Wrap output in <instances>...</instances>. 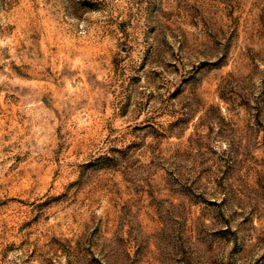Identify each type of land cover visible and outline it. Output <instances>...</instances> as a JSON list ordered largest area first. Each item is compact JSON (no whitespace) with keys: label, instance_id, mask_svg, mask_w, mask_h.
Listing matches in <instances>:
<instances>
[{"label":"rangeland","instance_id":"obj_1","mask_svg":"<svg viewBox=\"0 0 264 264\" xmlns=\"http://www.w3.org/2000/svg\"><path fill=\"white\" fill-rule=\"evenodd\" d=\"M0 264H264V0H0Z\"/></svg>","mask_w":264,"mask_h":264}]
</instances>
